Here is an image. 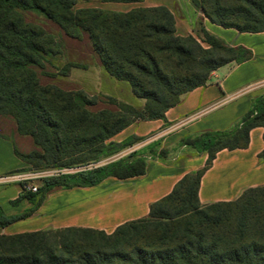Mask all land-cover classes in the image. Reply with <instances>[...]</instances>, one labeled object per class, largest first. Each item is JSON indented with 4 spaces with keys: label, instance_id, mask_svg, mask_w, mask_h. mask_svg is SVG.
<instances>
[{
    "label": "trees",
    "instance_id": "1",
    "mask_svg": "<svg viewBox=\"0 0 264 264\" xmlns=\"http://www.w3.org/2000/svg\"><path fill=\"white\" fill-rule=\"evenodd\" d=\"M80 0H0V118H11L19 136L38 150L15 155L36 169H75L113 157L144 141L112 139L132 124L162 120L183 97L206 87L211 74L231 63L252 59L251 50L229 47L197 25L199 39L176 34L175 16L162 6L126 12L76 9ZM136 4L143 0H100ZM213 24L240 33L264 32V0H192ZM38 13L70 39L88 38L101 67L114 80L127 82L142 108L109 99L111 108L83 90L42 84L36 68L61 54L56 38L27 22ZM206 44V46H204ZM78 64H66L68 75ZM264 129V95L228 131H206L180 144L208 160L188 173L173 190L149 206L147 216L125 222L111 233L66 227L0 235V264H264V185L243 189L235 200L202 204L199 187L222 150L247 149L250 134ZM264 138V134H263ZM135 151L98 167L45 179L37 192H22L11 203L32 207L7 215L0 205V228L31 217L56 190L91 188L107 178L134 179L146 174V159ZM165 150L162 154L165 155ZM264 158V150L260 154Z\"/></svg>",
    "mask_w": 264,
    "mask_h": 264
},
{
    "label": "crops",
    "instance_id": "2",
    "mask_svg": "<svg viewBox=\"0 0 264 264\" xmlns=\"http://www.w3.org/2000/svg\"><path fill=\"white\" fill-rule=\"evenodd\" d=\"M192 2L143 0L131 4L128 10L165 7L175 16L177 35L199 39L197 25L202 22L207 33L229 47L250 49L253 58L240 64L225 65L213 72L208 85L187 93L181 103L167 112L165 121L132 124L112 139L116 143L131 136L145 139L124 149L121 152L124 157L142 151L154 141L159 142L161 150L173 152L178 148L181 156L166 161L148 157L146 174L141 177L128 180L107 178L91 188L52 193L31 217L0 228V235L66 227L93 228L111 234L117 226L147 216L151 204L171 193L185 175L200 170L208 160L207 154L200 155L182 146L180 141L206 131H228L249 113L253 100L264 95V32L240 33L215 25ZM263 134V128H256L250 134L247 149L222 150L217 154L199 187L202 204L229 202L238 198L243 189L264 185V158H260L264 150ZM4 149L11 165L3 163L0 157V185H14V190L9 197L0 193V204L7 215L16 216L32 207L28 201L16 207L11 204L22 192L21 182L25 180V174L21 172L27 167L15 155V147L0 135V156Z\"/></svg>",
    "mask_w": 264,
    "mask_h": 264
},
{
    "label": "rangeland",
    "instance_id": "3",
    "mask_svg": "<svg viewBox=\"0 0 264 264\" xmlns=\"http://www.w3.org/2000/svg\"><path fill=\"white\" fill-rule=\"evenodd\" d=\"M93 7L105 11L126 12L131 7V4L127 5L117 3H103L100 0H80L76 5V9ZM25 20L27 22L44 27L49 34L53 35L56 38L57 43L61 47L62 52L60 55L55 57H48L46 60L47 62L44 64L43 68H36L39 80L42 84H44V86L56 85L59 88L67 91L83 90L90 96L98 98L100 104L97 109H112L113 107H111L109 99H112L117 103H127L134 105L135 108H142L144 101L135 98V96L131 92L132 89L129 83L114 80L113 77H111L101 67L102 65L100 64L99 59L93 53L88 38H83L81 40L70 39L63 33L59 26H57L53 22L48 21L46 17L38 13H26ZM66 64H78L79 66L84 68H72L69 70L68 75L60 74ZM16 130V125L11 118H0V135H3V137H5L9 141L10 146H14L18 150L19 154L29 155L38 150L30 137L19 136ZM153 150L154 154L152 157L161 159L163 161L172 160L175 158L178 159L181 156V151L178 148H176V150H174L173 152L165 150L166 153L165 155H163L162 150L159 147V142L155 141ZM140 152H142V154H149V150H147L146 148ZM0 157L3 159V163L5 162L11 165L5 149L2 156ZM123 157V154H121L120 152L113 157L104 158L95 164L75 169L55 168L40 170L36 169V167L32 165L26 164L27 168L24 170V172H21L25 174V180H23L21 184L40 187L42 185V182L47 178L57 176L61 173H75L85 168L90 169L92 167H98L108 162L110 163L119 160ZM13 186L14 185H0V193H3L5 197H9V195L13 193ZM58 191L61 190H56L55 192ZM23 202L27 201L23 200L17 206H19Z\"/></svg>",
    "mask_w": 264,
    "mask_h": 264
},
{
    "label": "built area",
    "instance_id": "4",
    "mask_svg": "<svg viewBox=\"0 0 264 264\" xmlns=\"http://www.w3.org/2000/svg\"><path fill=\"white\" fill-rule=\"evenodd\" d=\"M24 188H25L27 191L37 192V187H35V186L24 185Z\"/></svg>",
    "mask_w": 264,
    "mask_h": 264
}]
</instances>
